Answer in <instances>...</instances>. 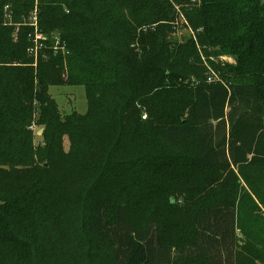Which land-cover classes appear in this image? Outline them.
<instances>
[{"label":"trees","instance_id":"1","mask_svg":"<svg viewBox=\"0 0 264 264\" xmlns=\"http://www.w3.org/2000/svg\"><path fill=\"white\" fill-rule=\"evenodd\" d=\"M173 1L189 36L170 0H0V264H238L241 204L264 264V0ZM34 7L68 53L34 62Z\"/></svg>","mask_w":264,"mask_h":264},{"label":"rangeland","instance_id":"2","mask_svg":"<svg viewBox=\"0 0 264 264\" xmlns=\"http://www.w3.org/2000/svg\"><path fill=\"white\" fill-rule=\"evenodd\" d=\"M7 7L5 6L4 9ZM34 11L36 12V8L29 13L28 17L25 19V23L30 20V18L34 15ZM4 18L6 19L5 21L7 23H10V16H8V13L5 12ZM31 21V20H30ZM174 29L173 37L174 38H182L190 35V28L188 24L184 22H180L176 25H172ZM30 27V26H29ZM202 58V55H200ZM221 60H227L228 62H231V59L221 57ZM49 93L51 96L56 100L60 113L62 115H66L71 113L72 111H76L78 113H84L87 108V102H86V97H85V91L84 87L82 85H69V84H63V85H51L49 87ZM142 114L146 113L145 110H142ZM147 114V113H146ZM34 124V123H33ZM31 126L32 131H33V138H34V143L38 144L41 140V132L42 129L38 125H33ZM63 143H64V148L67 149L69 145V141L66 136L63 138ZM259 170H255L253 168H245L243 170V179H250L253 176L257 175ZM264 174V171H263ZM252 198V197H251ZM252 200V220L253 216H260L259 213H261L260 209L261 207L258 206L256 207ZM249 200V201H250ZM244 206L241 204V207L238 208V228H237V263L238 264H252V248L248 246L249 243H252V233L250 232H243L241 229L242 226H247L248 231L252 230V222L249 223L246 221V213H244V209L242 208ZM262 210V209H261ZM250 220V218L248 219ZM254 230V229H253ZM252 246V244H251ZM251 259V260H250ZM250 260V261H249Z\"/></svg>","mask_w":264,"mask_h":264},{"label":"built area","instance_id":"3","mask_svg":"<svg viewBox=\"0 0 264 264\" xmlns=\"http://www.w3.org/2000/svg\"><path fill=\"white\" fill-rule=\"evenodd\" d=\"M170 1L172 2L174 9L176 10V16H175L174 20L171 21V23L173 25H176L180 21V22H184V23L188 24L187 20L185 19L184 15L182 14V12L180 10L179 5L176 4L173 0H170ZM8 16H9V14H8ZM30 20H28L27 23L30 27L32 26V29L28 33V37L30 39V44L27 47V51L30 55H32L34 57L35 63H36V59L39 57L40 53H43V56H45V53L43 51L46 48L52 49V51L54 53H57L58 51H60L63 55L68 53V51L65 48L63 41L60 39V36L57 32L44 33L38 28L37 16H36L35 11H34V15L30 18ZM9 22H10V20H9ZM188 26H189V24H188ZM189 28H190V32L193 33L192 28L190 26H189ZM200 55H202L201 59L207 68V80L208 81H211V80H214L217 78L216 73L212 70L208 59L213 60V61H218V60L225 61V60H221L222 59L221 57L229 58L226 55H219V56L208 55V59H207V57L204 56L202 52L200 53ZM231 62H232V60H231ZM141 117L145 118V114H142Z\"/></svg>","mask_w":264,"mask_h":264}]
</instances>
